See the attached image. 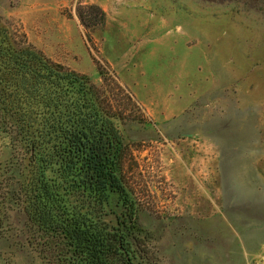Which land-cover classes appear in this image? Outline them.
<instances>
[{
    "label": "rangeland",
    "instance_id": "obj_1",
    "mask_svg": "<svg viewBox=\"0 0 264 264\" xmlns=\"http://www.w3.org/2000/svg\"><path fill=\"white\" fill-rule=\"evenodd\" d=\"M0 16L126 117L125 172L152 263L262 264L264 0H0ZM19 139L0 116L5 183L28 156ZM122 212L111 196L104 217ZM4 221L0 264H65L21 207Z\"/></svg>",
    "mask_w": 264,
    "mask_h": 264
},
{
    "label": "trees",
    "instance_id": "obj_2",
    "mask_svg": "<svg viewBox=\"0 0 264 264\" xmlns=\"http://www.w3.org/2000/svg\"><path fill=\"white\" fill-rule=\"evenodd\" d=\"M0 116L12 120L28 153L11 160V180L0 174V237L6 211L19 206L64 247L65 264L155 263L154 237L138 219L125 172L126 117L87 75L51 59L2 16ZM15 150L23 151L17 143ZM113 195L123 206L114 221L103 213Z\"/></svg>",
    "mask_w": 264,
    "mask_h": 264
},
{
    "label": "built area",
    "instance_id": "obj_3",
    "mask_svg": "<svg viewBox=\"0 0 264 264\" xmlns=\"http://www.w3.org/2000/svg\"><path fill=\"white\" fill-rule=\"evenodd\" d=\"M261 263L264 264V254H263L262 258H261Z\"/></svg>",
    "mask_w": 264,
    "mask_h": 264
}]
</instances>
